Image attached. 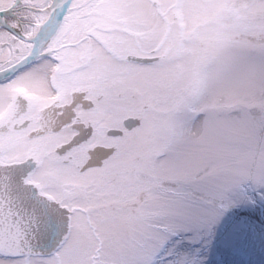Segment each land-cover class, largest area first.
Listing matches in <instances>:
<instances>
[{
  "label": "snow or ice",
  "instance_id": "1",
  "mask_svg": "<svg viewBox=\"0 0 264 264\" xmlns=\"http://www.w3.org/2000/svg\"><path fill=\"white\" fill-rule=\"evenodd\" d=\"M219 182L264 195V0H0V256L155 264Z\"/></svg>",
  "mask_w": 264,
  "mask_h": 264
},
{
  "label": "rangeland",
  "instance_id": "2",
  "mask_svg": "<svg viewBox=\"0 0 264 264\" xmlns=\"http://www.w3.org/2000/svg\"><path fill=\"white\" fill-rule=\"evenodd\" d=\"M203 118L196 121V127ZM226 182L210 183L202 196L183 207L159 244L155 264H264V225L241 215L253 210L256 198L264 218V195L256 188L233 190L226 197ZM225 200L223 210L219 201ZM12 261L0 259V264Z\"/></svg>",
  "mask_w": 264,
  "mask_h": 264
},
{
  "label": "trees",
  "instance_id": "3",
  "mask_svg": "<svg viewBox=\"0 0 264 264\" xmlns=\"http://www.w3.org/2000/svg\"><path fill=\"white\" fill-rule=\"evenodd\" d=\"M254 195L252 194V197ZM251 197V200L254 204V207H253V210H245V211H242L241 212V215L243 216H247L250 220L252 219L254 222H259L260 225H264V218L262 219V216H261V209H260V204L257 202L256 198L252 199Z\"/></svg>",
  "mask_w": 264,
  "mask_h": 264
},
{
  "label": "clouds",
  "instance_id": "4",
  "mask_svg": "<svg viewBox=\"0 0 264 264\" xmlns=\"http://www.w3.org/2000/svg\"><path fill=\"white\" fill-rule=\"evenodd\" d=\"M192 135H193V137H194L195 139H197V140L200 139V137L204 135V131H203L202 126L197 127V130L194 131V132L192 133Z\"/></svg>",
  "mask_w": 264,
  "mask_h": 264
},
{
  "label": "flooded vegetation",
  "instance_id": "5",
  "mask_svg": "<svg viewBox=\"0 0 264 264\" xmlns=\"http://www.w3.org/2000/svg\"><path fill=\"white\" fill-rule=\"evenodd\" d=\"M0 259L4 261H14L15 260V258H4L2 256H0Z\"/></svg>",
  "mask_w": 264,
  "mask_h": 264
},
{
  "label": "water",
  "instance_id": "6",
  "mask_svg": "<svg viewBox=\"0 0 264 264\" xmlns=\"http://www.w3.org/2000/svg\"><path fill=\"white\" fill-rule=\"evenodd\" d=\"M4 257H7V256H4Z\"/></svg>",
  "mask_w": 264,
  "mask_h": 264
}]
</instances>
